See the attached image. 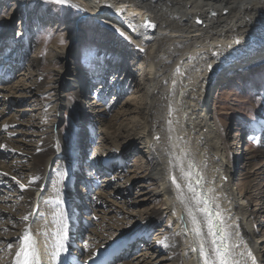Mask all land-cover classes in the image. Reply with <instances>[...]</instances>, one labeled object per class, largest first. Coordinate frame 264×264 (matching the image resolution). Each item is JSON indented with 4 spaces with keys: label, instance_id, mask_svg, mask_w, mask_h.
Segmentation results:
<instances>
[{
    "label": "bare ground",
    "instance_id": "obj_1",
    "mask_svg": "<svg viewBox=\"0 0 264 264\" xmlns=\"http://www.w3.org/2000/svg\"><path fill=\"white\" fill-rule=\"evenodd\" d=\"M70 2L80 9L72 23L86 16L113 21L130 46L139 45V74L100 56L82 70L71 65L75 47L68 43L52 50L50 63L61 66L47 79L31 24L22 27L24 40L13 43L14 25L6 19L0 29V264H16L25 232L39 264H61L52 258L50 213L40 207L60 157L73 169L64 189L67 264H205L201 245L214 255V237L189 184L197 194V184L206 190L221 213L215 238L228 234L232 264H252L249 252L264 264V112L253 127L261 135L257 148L234 155L231 148L245 134L236 132L231 143L215 112L217 90L229 75L264 62V0ZM147 18L154 33L143 26ZM88 92L91 101L83 102ZM67 110L74 115V153L59 127ZM87 136L96 141L85 142ZM83 154L89 159L81 169Z\"/></svg>",
    "mask_w": 264,
    "mask_h": 264
},
{
    "label": "rangeland",
    "instance_id": "obj_2",
    "mask_svg": "<svg viewBox=\"0 0 264 264\" xmlns=\"http://www.w3.org/2000/svg\"><path fill=\"white\" fill-rule=\"evenodd\" d=\"M1 1L0 5L3 8V12L0 14V29L4 28L6 19L9 18L10 23L14 25V35L11 37L10 41L15 43L24 40V34L22 35L21 31L22 27L25 24H31L29 25L32 29L30 41L37 43L38 49L36 55L40 59V71L44 72L43 74L47 79L54 77V73L51 71L54 67L61 66L56 60V62L50 63L51 61L49 58L52 56V50L56 46L62 47L68 43L70 46L73 44L75 47V52L73 53L75 59H72L73 61L71 62V65L75 63L76 67L80 69L82 68V70L88 69L92 62H94V59L100 56L99 58L103 62L114 59V63H121L122 65L129 67L135 75L139 74L138 65L141 59L139 57L134 58L135 53L139 50V45L135 43L133 46H130L127 39L124 38L127 37V35L125 34V36H121L120 32L115 27L116 23L113 21L97 19L94 16H86L82 21L74 24L71 20L73 15L80 12V9L72 4L70 0H68V3L65 5L52 4L42 0H34L25 4H20L19 0ZM30 8L32 10H30ZM27 12L30 14L29 19L25 15L23 16V14H26ZM224 13L228 14V11H225ZM72 25L74 26V29H72ZM73 33L76 40L73 37ZM13 43H10V46H13ZM71 90L72 89H69L65 92L68 102L72 103V101L75 100V93ZM53 94V89L48 90L43 94V99L45 101L50 100L53 97H51ZM91 96L90 92L84 94L83 102L91 101ZM24 107L26 108V106L20 108ZM215 112L221 120L220 124H222L228 131L229 137H231V143L236 132L245 134L243 135L244 143L239 146H231L233 155L239 151L242 152V150L246 152L245 149L247 148H257L259 142L256 141H260L261 135L260 133H256L253 130V127L256 123H258V125L260 124V118L264 112V62L252 65L244 71L238 70L237 72H232L229 75L228 80L217 90ZM73 116V113L67 110L65 112V121L59 126L63 131L65 140L64 145L69 153H74L76 150L75 128L72 124V120L74 122ZM52 118L53 116L50 115L49 120ZM86 141L87 143L90 142L92 144L96 139L87 136L85 142ZM87 161L88 157L83 154L82 159L80 160V163H82L81 165L84 167ZM232 168L234 170L235 165H233ZM53 171L47 192L40 201V207L45 211H48V214L50 213V222L54 226L51 235L55 237V244L56 233L58 231L57 226L60 222L58 213L61 211L66 212V197L64 189L69 178H71L73 174V169L64 157H60L59 161H57L53 167ZM78 182L79 181H77V183ZM260 220L261 216H258L255 223H260ZM164 223H166V220L165 222H162V224ZM158 228V225L153 228V235L157 233ZM77 243L79 244V241H77ZM66 248L67 251L60 253L59 262L61 264H67L69 258L70 247L68 246L67 241ZM82 248H84V245Z\"/></svg>",
    "mask_w": 264,
    "mask_h": 264
},
{
    "label": "snow or ice",
    "instance_id": "obj_3",
    "mask_svg": "<svg viewBox=\"0 0 264 264\" xmlns=\"http://www.w3.org/2000/svg\"><path fill=\"white\" fill-rule=\"evenodd\" d=\"M47 2L57 4V5H65L68 3V0H47ZM108 7H111V5H108ZM145 30L148 29H155L156 25L154 23H151L150 21H146L144 23ZM121 36H125L124 32H120ZM127 39V37H125ZM63 42V41H61ZM239 43V41H236ZM9 126L5 125V131H7V128ZM159 139V138H157ZM259 142V141H256ZM4 175H7V173H4ZM13 180H15L16 184L19 186L21 190H24L26 188V185L21 183L16 177H12ZM173 183H176L175 177L172 178ZM177 189L179 190L180 186L177 184ZM189 192L193 193L192 199L195 200V203L199 207V210L203 213L205 220L208 225L209 233L213 235L214 239L212 241L213 244V251L214 255H209L204 249L203 245H201V251L204 255L205 264H232L231 260L229 259V251L227 244L225 242L227 233H225V237H221L220 239H216V233L213 232L214 227V220L213 217H215V221L220 222L221 225H223V219L221 217V213L219 210L213 212H210V209L207 205L210 204L211 198H205L203 197V194H197L196 191L193 189L192 185H188ZM59 223H58V231L56 233V243L54 245V251L52 252V258L59 261L60 253L67 251L66 248V241L68 240V232H67V214L65 211H61L58 213ZM23 220L27 221L29 219L28 216L22 217ZM193 222L198 223L196 220V217L193 216ZM197 235H201L199 229H197ZM9 248H11V245H9ZM249 258L252 261V264H257L256 257L252 255L251 252L248 253ZM16 257V264H37L38 261V254L35 249V242L32 240L31 235L28 232H25V234L22 236L20 241V248L15 254Z\"/></svg>",
    "mask_w": 264,
    "mask_h": 264
},
{
    "label": "water",
    "instance_id": "obj_4",
    "mask_svg": "<svg viewBox=\"0 0 264 264\" xmlns=\"http://www.w3.org/2000/svg\"><path fill=\"white\" fill-rule=\"evenodd\" d=\"M146 21H150L148 18H147V20ZM151 22V21H150ZM152 23V22H151ZM155 30L156 29H149V31L150 32H152V33H154L155 32ZM194 178L197 180V179H199V177L197 176V175H194ZM196 189L198 190V193L200 194V193H202L203 194V197H205V198H208V195H207V192H206V190H204L199 184H197L196 185ZM208 207H209V209H210V212H215V211H217V209L214 207V206H212L211 205V202H210V204L209 205H207ZM213 220H214V229H215V233H216V235H218L219 233L221 234V224H220V222H218V221H215V217H213ZM221 238V236H217V239H220Z\"/></svg>",
    "mask_w": 264,
    "mask_h": 264
}]
</instances>
